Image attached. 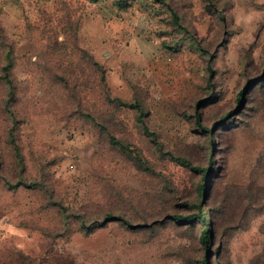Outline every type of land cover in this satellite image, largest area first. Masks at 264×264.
Masks as SVG:
<instances>
[{"label": "rangeland", "instance_id": "374dc122", "mask_svg": "<svg viewBox=\"0 0 264 264\" xmlns=\"http://www.w3.org/2000/svg\"><path fill=\"white\" fill-rule=\"evenodd\" d=\"M0 264H264V0H0Z\"/></svg>", "mask_w": 264, "mask_h": 264}, {"label": "trees", "instance_id": "16d2710c", "mask_svg": "<svg viewBox=\"0 0 264 264\" xmlns=\"http://www.w3.org/2000/svg\"><path fill=\"white\" fill-rule=\"evenodd\" d=\"M172 14H173L174 19L176 20L177 17H176V15H175V13L173 11H172ZM8 68H9V64H6L5 67H4V70L6 71L5 72L6 81H9L8 75H7ZM12 95H13V92H12L11 85H10L9 98H11ZM145 130L147 131V127L146 126H145ZM205 188H206V186H205ZM169 217H171L172 219L177 220V221H181V220H184L186 218L185 216L179 215V214H172V215H169ZM201 218H203V217L201 216ZM202 233H203V241H207V233H208V231L206 229H204L202 231Z\"/></svg>", "mask_w": 264, "mask_h": 264}]
</instances>
